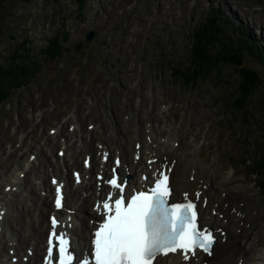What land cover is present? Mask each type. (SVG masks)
<instances>
[{
    "label": "rangeland",
    "instance_id": "rangeland-1",
    "mask_svg": "<svg viewBox=\"0 0 264 264\" xmlns=\"http://www.w3.org/2000/svg\"><path fill=\"white\" fill-rule=\"evenodd\" d=\"M78 1L0 0V65H23L24 60L36 65L18 86L2 81L6 94L0 99V178L42 147L45 159L59 164V143L82 146L83 131L109 119L120 124L132 106L156 128L174 127L179 134L183 124L187 132L178 153L187 155L195 147L198 168L214 171L223 187L244 189L226 195L231 202L235 193L243 197L239 204L261 221L258 243L247 252L256 261V251H264V193L258 188L264 181V66L238 41L237 27L264 47V0ZM201 34L212 37V43L200 40ZM52 38L57 39V54L44 58L42 49ZM201 44L200 52L211 63L194 79V53ZM226 44L230 60L223 52ZM244 67L261 83L242 91L239 71ZM77 116L83 137L70 136L80 124ZM85 140L95 145L89 136ZM84 155L73 156L78 165ZM39 165L48 184L54 166ZM88 174L93 178L95 173ZM33 176L27 175L25 183H33ZM236 258L228 256L226 264H235Z\"/></svg>",
    "mask_w": 264,
    "mask_h": 264
},
{
    "label": "bare ground",
    "instance_id": "bare-ground-1",
    "mask_svg": "<svg viewBox=\"0 0 264 264\" xmlns=\"http://www.w3.org/2000/svg\"><path fill=\"white\" fill-rule=\"evenodd\" d=\"M118 109L116 108L114 113H118ZM131 111L132 113L129 111L124 116L122 115L121 122L118 121L120 124H116L109 119L108 123L116 124L115 127H118L119 130L103 121L102 123L100 122V126L96 127L94 124L90 131L85 130L84 132L81 127L82 120L77 116L80 124H78V129L73 131V127H69L72 131L70 136L79 137V134H82L83 137V133H86L84 140L81 141L83 145L78 146L75 144L76 142L71 146L70 144L68 146L67 142L59 143L60 147L57 148L59 152L57 161H59V164L48 162L45 159V149L42 147L38 149L37 154L34 151L35 155L34 153H29L25 159L16 162V167H13V171L6 170V174H4L5 172L1 173L4 177L0 178V183L3 181L0 188V264H7L6 259L9 256L6 257V252L8 250H23L24 248L21 249L19 245L22 243L25 246L28 239L33 238L34 235L36 238L32 255L28 257L26 262L23 263L19 260L14 264H35L40 250L39 244L42 242L40 234L43 232V228L46 227V222L44 227H42L45 218L43 216L51 208L50 203L47 204V196L50 193L49 185L45 183L46 179L44 180L45 172L38 169L41 166L39 164L42 163L46 167L54 166L51 170L53 174L48 177L55 176L64 182L65 203L59 213L69 209L72 216L71 220L74 223V228L70 231L72 243L81 245L85 243L86 231L89 228L88 222L86 224L85 221L94 216V212L89 208L90 202L98 197V192L94 191L95 178H93V183L89 181L88 171L90 169V171L96 173L103 171L105 168L107 169L112 162H110V159L112 160L114 156H118L121 160L119 169L124 172L126 170L129 171L128 184L126 186L128 191L133 188L132 184L137 179L135 178L137 171L138 174L155 172V170L161 168V165L167 163V166L171 169L169 183L172 188V196L179 198L184 197V193H187L188 198L195 200L197 203L200 225L207 226L213 230H221V232H216L214 255L208 256L198 251L195 257L185 261L181 254H168V256L159 257L154 261V264H226L229 263L227 260H229L228 256L231 255L237 256L235 264H241V262L243 264H264V261L262 262L264 251L261 249L258 252L256 251V253L254 252L257 256L256 261H253L254 257L247 255V252L258 243L256 237L261 221L256 218L257 215L252 216L251 212L244 208V205L242 207L239 204L243 197L241 199L238 198L237 193L243 192L244 189L242 190L239 186L232 188L223 187L225 186L224 184L216 181L214 171L206 167L198 168L197 161L194 158L195 147L192 146L187 155L178 153L180 145H182L180 140H183L187 132L182 130L183 124L179 127L180 133L175 134L173 131L174 127L156 128L152 123H148L147 118V120L143 119L141 114H137L135 107L131 106ZM135 113L137 116H135ZM111 117L109 116V118ZM153 117L152 115V119ZM122 120H125L127 124L125 125ZM136 121L139 122L136 123ZM58 131L64 138H67L61 129ZM52 133L54 134L55 130ZM88 136L89 140H94L95 145L91 144V141L85 140ZM71 139L69 138L68 141ZM46 142L52 145L53 140L50 137H46ZM137 145L140 147L137 148ZM65 146L66 149H63ZM49 147H47V150ZM76 148H79V150ZM135 149L138 150L136 151ZM134 150L136 154L137 152L139 153L140 158L138 160L133 158L132 153ZM96 151L99 153L98 158L95 157ZM78 152H83L85 155L93 154L92 162L90 157L88 169L81 167L82 162L80 165H78L79 163L77 164L76 157L73 156H77ZM106 153H108V158L105 162H102L100 157L102 155L105 157ZM67 156L69 158L66 159L65 157ZM28 157L32 160L28 159ZM83 158L85 156L81 160ZM149 160H154L155 163L150 165V170L148 171L149 165L145 161ZM68 166L71 167L70 175L71 172H74L81 176L79 185L73 184L74 178H71L72 176H67ZM198 166L200 165L198 164ZM35 167H37L36 170ZM27 175H34L33 179L35 181L33 183L31 181L25 183ZM230 190L237 192L234 196L228 194V196L235 198V201L232 202L229 201L226 195ZM40 192H43L45 196L41 197L42 194L40 195ZM197 192L201 194L199 201L196 200ZM82 194H85V196L80 201L79 198ZM73 197L76 199H73ZM205 198L208 201L207 205L203 203ZM213 209H215V212H213ZM36 222L37 225L34 227ZM28 245L26 248L30 247ZM16 253L18 254V251ZM21 256H24V253Z\"/></svg>",
    "mask_w": 264,
    "mask_h": 264
},
{
    "label": "snow or ice",
    "instance_id": "snow-or-ice-1",
    "mask_svg": "<svg viewBox=\"0 0 264 264\" xmlns=\"http://www.w3.org/2000/svg\"><path fill=\"white\" fill-rule=\"evenodd\" d=\"M104 158L107 160V153ZM136 158H140L138 152ZM153 163L154 160L148 161L149 165ZM120 165L121 160L117 157L112 176L106 181L113 191L102 204L95 206L100 219L95 222L90 253L77 260L69 234L62 230L58 218L52 216L46 264H52L54 251L58 264H153L154 260L169 253L180 252L185 261L195 257L198 251L214 255L216 232L221 230L200 225L197 203L189 199L187 193H184V202L169 203L172 189L169 183L171 169L167 163L154 172L150 186L131 193L125 190L127 177L117 171ZM76 179L79 182V174ZM52 182L57 183L55 179ZM200 198L201 194L197 192L196 200ZM62 200L61 187L58 186L55 195L57 209L62 207ZM203 203L207 205V198Z\"/></svg>",
    "mask_w": 264,
    "mask_h": 264
},
{
    "label": "trees",
    "instance_id": "trees-1",
    "mask_svg": "<svg viewBox=\"0 0 264 264\" xmlns=\"http://www.w3.org/2000/svg\"><path fill=\"white\" fill-rule=\"evenodd\" d=\"M78 2L79 4L82 3L81 0H79ZM204 30H206V28ZM204 30L203 31L201 30V31L204 33ZM237 37H238V41L243 44V48L246 49L248 54L253 59L257 60L261 66H264V47L262 48L258 47L254 43V41L249 37L246 30L243 29L242 27H237ZM199 39L200 40L203 39V40H206V42H208L210 39H212V37L208 35L206 36L205 34H201ZM223 49H224L223 50L224 54L227 55L225 57H227L228 60H230L231 57L228 55L229 53L228 45L227 44L224 45ZM57 50H58L57 39L52 38L48 40L46 47L42 49V53L45 56L44 58H52L56 56ZM200 51H204V47L202 46V44L200 45V47L196 49V53H194V55L196 56L193 62L194 64L193 70L196 69V71H194L195 75L190 74V77L194 79L197 78L198 74H202V70H204L205 64L211 63L207 55L204 52H200ZM210 54H213L212 51H210ZM17 57H19V55ZM23 57L24 56H21V58ZM23 60L24 59H22L21 62H23ZM33 62L29 61L28 63L29 66L28 64H26V60H24V63L26 65L25 64L19 65L21 63L16 64V63H13V61L11 65H8V64L7 66L0 65V99L5 98V94H6V90L4 93L3 88H2L3 79L4 78L7 79L8 81L7 87L20 85L22 81L27 79V77L36 70V65ZM239 72H240V75L242 76L241 81H240V86L242 88V91L250 87H253L256 84L261 83L260 77L251 69L244 67V68H241ZM260 169H262L261 166H260ZM258 188L260 191L264 193V181H261V184L258 186Z\"/></svg>",
    "mask_w": 264,
    "mask_h": 264
},
{
    "label": "water",
    "instance_id": "water-1",
    "mask_svg": "<svg viewBox=\"0 0 264 264\" xmlns=\"http://www.w3.org/2000/svg\"><path fill=\"white\" fill-rule=\"evenodd\" d=\"M90 33H88V34H86V36H85V40H88L89 39V37H90Z\"/></svg>",
    "mask_w": 264,
    "mask_h": 264
}]
</instances>
